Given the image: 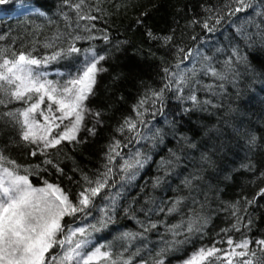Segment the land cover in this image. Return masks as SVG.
Listing matches in <instances>:
<instances>
[{"label":"trees","instance_id":"1","mask_svg":"<svg viewBox=\"0 0 264 264\" xmlns=\"http://www.w3.org/2000/svg\"><path fill=\"white\" fill-rule=\"evenodd\" d=\"M248 3L240 12L235 0L0 3V62L13 53L43 61L59 52L50 68L73 70L85 51L105 57L77 139L46 154L21 138L17 121L29 101L0 95V154L34 186L59 185L75 202L88 181L112 169L93 205L64 219L87 230V249L110 254L96 264H178L213 246L223 256L229 239L249 241L248 255L234 264H264L256 243L264 240V0ZM73 46L79 51L69 52ZM181 73L185 80L178 84ZM161 90L157 99L153 94ZM141 100L147 102L139 107ZM116 142L119 156L110 153ZM136 159L143 167L121 170L125 160ZM193 219L201 231L189 234ZM151 224L156 227L145 231ZM178 224L173 237L167 229ZM186 238L174 247L166 243Z\"/></svg>","mask_w":264,"mask_h":264},{"label":"snow or ice","instance_id":"2","mask_svg":"<svg viewBox=\"0 0 264 264\" xmlns=\"http://www.w3.org/2000/svg\"><path fill=\"white\" fill-rule=\"evenodd\" d=\"M3 2L5 0H0V3ZM235 2L239 5L235 12L244 11L245 8L251 6L248 0H235ZM76 7L79 8V5ZM80 18L95 19L90 16ZM68 51L75 53L79 49L73 46ZM60 55L61 53L57 52L41 61L33 57L31 53L21 52L13 53V58H3L0 62V95H8L13 100H25V102L32 101L34 96L36 97L35 102L19 112L23 120L17 123L21 124L23 141L33 145H42L38 149L40 154H46L47 149L55 148L64 140L75 141L77 139V133L84 121V114L90 111L86 108L85 101L94 94L98 73L104 71L98 65L105 57L97 56L93 52L86 57L82 68L75 75H70V78L63 83L53 82L46 78L47 73L38 69L42 63L46 64L48 60H55ZM184 59H188V56ZM167 71L165 69V72ZM213 75L218 74L213 71ZM184 80L185 76L181 73L176 83H182ZM162 92L163 90L153 95L161 99ZM191 99L195 101L196 97L193 95ZM46 100V111L49 114H46L45 110L40 107L45 104ZM146 102V100H141L139 107ZM0 103H5L3 98H0ZM55 113H60V115L57 116ZM37 114L43 118L44 123L37 120ZM6 115L14 118L16 114L6 113ZM96 115L99 116V113ZM137 115L141 113L137 112ZM65 120L69 121L68 125L59 133L54 134V129L60 128ZM125 124L129 131L136 128V124L130 119L126 120ZM88 131L94 133V129H88ZM119 147V142H116L110 147V153L119 156L120 153L116 151ZM36 154L37 151L34 150L32 155ZM136 155L139 156V153ZM115 156L109 155V162L113 161ZM44 163L51 164L52 161L45 160ZM137 166L143 167L139 159H136L134 163L125 160L121 170L128 172ZM111 172L112 169L108 168L102 178H98L95 182L88 181L89 187L83 188L74 202L59 185L45 181L41 187L34 186L27 174H19V166L15 161L0 154V264H96L100 259H109L110 254L102 252L100 248H96L91 253H85L83 249L89 243L87 239L76 241L72 247V238L77 234L85 236L87 230L84 227L73 228L65 224L64 219L75 217L77 213H83L89 209L93 205V199L108 186V177ZM133 177L134 173L129 178ZM87 179L85 177V180ZM93 183L95 186H91ZM115 199L112 197L113 204ZM176 204H179V201ZM176 204L168 209L170 213L176 210ZM91 227L95 228V226ZM155 227L156 224H151L145 227V231ZM179 228H181L180 224L172 225L167 230L175 237L180 234L177 232ZM185 231L189 234L201 231L198 220H190ZM129 235L133 234L124 233V236ZM185 242L187 238L184 241L173 240L166 243L169 247H174L176 244ZM227 243L230 251H225L223 256L218 255L221 250L215 246L202 247L185 260L184 264H212L214 259L221 260L223 264H234V258L248 255V240L234 244L229 239ZM256 243L261 246V251H264V240L256 241ZM56 247L61 249V254L52 255L51 250ZM236 249H243V251L237 252ZM112 264H117V261L113 260ZM124 264L127 262L125 261ZM157 264H163V261H158ZM242 264H252V261L244 260Z\"/></svg>","mask_w":264,"mask_h":264},{"label":"rangeland","instance_id":"3","mask_svg":"<svg viewBox=\"0 0 264 264\" xmlns=\"http://www.w3.org/2000/svg\"><path fill=\"white\" fill-rule=\"evenodd\" d=\"M91 53H93V51H85V52H83V53H82V56H83V57H82V60L79 61L78 66H77L75 69H73V70H68V69H64V70H62L61 68H56V69L54 68V69H51L50 66H49V64H47V63H46V64L42 63L41 66H40V68H39L38 70L47 73L46 78H47L48 80H52L53 82H57V83H63L64 81H66L67 79L70 78V75H75V74L77 73V71H78L79 69L82 68V66H83V64H84V62H85L86 57H88ZM35 99H36V97L34 96L33 100H32V101H29V102H28V105H27L24 109L28 108V107L30 106L31 103L35 102ZM46 104H47V100H46L45 104H42L40 107H41V109L45 110V113H46V114H49V113H47V111H46ZM53 107H55V106H53ZM24 109H23V110H24ZM23 110H22V111H23ZM87 112H88V111H87ZM87 112L84 114V119H85V116H86ZM55 114H56L57 116L60 115V113H55ZM21 119L23 120V117H22V116H21ZM37 120H38L40 123H44L43 118L40 117L38 114H37ZM68 123H69V121H68V120H65V121L63 122V124L61 125L60 128L54 129V134L59 133L60 131H62V130L64 129V127H65L66 125H68ZM82 126H83V123H82ZM82 126H81V128H82ZM37 147L40 148V147H42V145H37ZM82 239H85L84 236H81V235L77 234L75 237L72 238L73 243H72L71 246L74 247L75 242L78 241V240H82ZM87 240H88V238H87ZM89 243H90V241H89ZM89 243H88L87 246L83 249V251H84L85 253H91V252H93L96 248H100V247H96V248H93V249H87ZM100 249H101V248H100ZM242 250H243V249H236L237 252L242 251ZM101 251L104 252L103 250H101ZM228 251H230V249H229ZM187 259H188V258H187ZM187 259H186V260H187ZM178 264H184V261L181 262V263H178Z\"/></svg>","mask_w":264,"mask_h":264}]
</instances>
